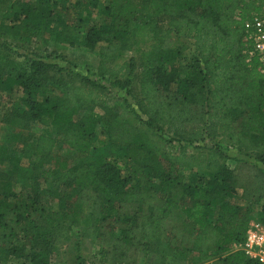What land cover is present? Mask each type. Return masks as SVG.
I'll list each match as a JSON object with an SVG mask.
<instances>
[{
  "label": "trees",
  "instance_id": "16d2710c",
  "mask_svg": "<svg viewBox=\"0 0 264 264\" xmlns=\"http://www.w3.org/2000/svg\"><path fill=\"white\" fill-rule=\"evenodd\" d=\"M262 5L0 0V94L23 93L1 117L23 124L0 145V263L261 264L234 245L250 220L264 219V62L243 40ZM48 42L96 51L98 79L134 96L132 113L166 148L74 99L84 91L95 101L107 87L46 61L56 57ZM131 42L136 95L137 58L116 62ZM10 44L26 52L13 56ZM36 121L45 124L37 134ZM222 143L252 160L227 166ZM83 239L97 258L82 252Z\"/></svg>",
  "mask_w": 264,
  "mask_h": 264
},
{
  "label": "rangeland",
  "instance_id": "374dc122",
  "mask_svg": "<svg viewBox=\"0 0 264 264\" xmlns=\"http://www.w3.org/2000/svg\"><path fill=\"white\" fill-rule=\"evenodd\" d=\"M22 1H32V0H22ZM73 1V0H72ZM82 16V15H81ZM100 16H96L94 19L93 17H88L87 23H92L94 21H98ZM54 25V24H53ZM129 42V40H128ZM131 49L130 50H124L122 53V58L116 59L117 63H121L122 60L128 59L130 56H134L137 58V64L135 66V76L132 79V91L134 95L137 93V82L139 79L140 71H141V64L138 59V53L136 50V42H131ZM46 47H48L47 50L52 51L53 54L56 56L53 59L52 58H45L46 61H54L59 66L64 67L65 69H68L74 73H80L84 76H87L89 79L94 80L98 83H102L105 87H107V90L101 91L104 93L101 95V98L96 99L95 101H92L93 93L90 96L84 95V91H78L73 98H77L82 103H84L85 106L88 108H91L95 113H101L104 108H108L112 110L116 116H118L120 119L123 120H129L138 126H140L142 129L146 130L150 136L149 141L152 143H160L161 148H166L167 144H163V140L159 139L156 134L152 131L151 128H147L142 122L136 118V116L132 113V108H134V100L132 97L129 96L126 93L123 92L121 89H117V87L113 85H109V82L103 81L98 79L96 72V67L98 64L99 57L96 53V51H93L85 46H82L81 44H76L74 46H69L64 43H57L54 44V42H48L46 44ZM9 48L12 51L13 56H16L17 53L26 52L24 49L19 48L16 45L10 44ZM36 53L38 55H44V45L40 48H35ZM30 55H33L32 53H29ZM188 56L191 54V50L187 51L186 53ZM21 59V58H20ZM112 65V64H111ZM71 86V85H70ZM23 96V93L20 91H16L14 88L12 90H7V92H4L0 94V145L6 144V141H8V135L15 130L16 127L22 126L23 122H10L6 123L4 120L2 121L1 117L3 112H5L8 107L14 103L17 102V100ZM144 119V117H142ZM29 130L33 133H39L45 128V124L40 121H36L34 123H29ZM104 127L102 125H99L96 129V133L99 135L100 139L105 138V134L103 133ZM206 145H213L212 141L206 140ZM221 150H223L224 153H226L227 158L225 160V164L227 166H233L236 163L235 158H244L246 160H251L248 156H244L241 153L235 151L234 149H231L229 146L225 145V143H222V146H220ZM189 153H193L194 155H197L198 151H194L192 148L186 149ZM113 155V154H112ZM197 159V158H196ZM264 167V165H262ZM5 168V166H1ZM56 208V203L53 204L52 209ZM60 245V244H59ZM58 245V246H59ZM67 243L61 245V247H58L57 249V261L61 260V256L63 254V249L66 247ZM81 250L86 255L87 258L91 260L97 258L95 255L96 247L95 245L87 239H83L81 243ZM55 258V257H54ZM2 264V263H0ZM5 264H21L19 260H16L14 258H11V261ZM139 264V263H138ZM141 264V263H140Z\"/></svg>",
  "mask_w": 264,
  "mask_h": 264
},
{
  "label": "built area",
  "instance_id": "2783aa9c",
  "mask_svg": "<svg viewBox=\"0 0 264 264\" xmlns=\"http://www.w3.org/2000/svg\"><path fill=\"white\" fill-rule=\"evenodd\" d=\"M243 40L248 43V54L264 62V5L245 22ZM234 249L264 264V219L250 220L242 239L234 245Z\"/></svg>",
  "mask_w": 264,
  "mask_h": 264
},
{
  "label": "crops",
  "instance_id": "0c3cea01",
  "mask_svg": "<svg viewBox=\"0 0 264 264\" xmlns=\"http://www.w3.org/2000/svg\"><path fill=\"white\" fill-rule=\"evenodd\" d=\"M227 146H229L231 149H234L235 151H237L235 148H233L231 145H227ZM237 152H239V151H237ZM240 153V152H239ZM243 155V154H242ZM244 156H247V155H244ZM249 158H251L250 156H248ZM244 159V158H243ZM252 160V159H251ZM251 160H249V161H251Z\"/></svg>",
  "mask_w": 264,
  "mask_h": 264
}]
</instances>
